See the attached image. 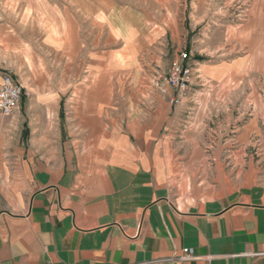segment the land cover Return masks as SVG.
Wrapping results in <instances>:
<instances>
[{"label":"crops","instance_id":"0c3cea01","mask_svg":"<svg viewBox=\"0 0 264 264\" xmlns=\"http://www.w3.org/2000/svg\"><path fill=\"white\" fill-rule=\"evenodd\" d=\"M66 1L29 13L63 16L54 60L40 59L57 66L33 72L16 110L0 114V264H264V135L165 134V99L139 115L98 99L79 68L81 31L114 4ZM239 1L246 17L227 19L228 0H207L216 21L187 62L193 100L230 84L264 95V0ZM128 43L131 60L139 44ZM31 48L19 24L0 21V85L29 69ZM243 105L264 124L262 99ZM184 248L194 257L168 260Z\"/></svg>","mask_w":264,"mask_h":264},{"label":"rangeland","instance_id":"374dc122","mask_svg":"<svg viewBox=\"0 0 264 264\" xmlns=\"http://www.w3.org/2000/svg\"><path fill=\"white\" fill-rule=\"evenodd\" d=\"M109 1L114 4L115 12L105 10L94 20L85 17L81 31L84 46L83 62L79 68L83 71L86 86L102 87L104 93L97 98H107V102L112 99L111 104L116 102L122 111L130 109L135 115L151 113L150 105L157 102L159 97L165 99L167 108L164 116L167 120L162 128L165 134H208L212 137L228 134L235 138L244 127V136L264 135V124L253 120L252 110L246 105L242 106V103L262 99L264 107V95L261 98L252 96L248 87L230 89L236 87L230 84V90H221L219 94L207 89L200 90L196 100H193L191 93L182 104L173 106L153 85L154 77L164 73L182 50H191L188 62L196 52L207 51L202 39L207 34V23L214 25L212 19L216 21L214 16H207V0ZM225 1L212 0V5L224 6ZM63 5H68L66 0H0V10L3 12L0 21L7 18L19 24L32 45L30 55L26 56L27 66L29 64L27 71V67L22 71H5L22 82L25 91H30L28 77L33 72H43L52 69V66L56 69L57 64L43 63L40 59L54 60L51 47L59 44L60 32L65 28L59 22L63 18L61 15L29 13L31 10L39 12L44 7ZM227 6L231 7L227 19L246 17V3L228 0ZM5 12H11V15L7 16ZM105 16L111 17L115 24ZM45 34L53 37L44 40L42 37ZM133 41L139 44V49L130 60L128 42ZM132 49L135 48L132 46ZM72 66L76 67L74 64ZM261 111L256 113L264 114V108ZM173 119H176V127L171 125ZM193 119L199 121L195 123ZM249 138L255 144L256 139ZM252 143L251 150L254 147ZM258 159L253 155L251 160Z\"/></svg>","mask_w":264,"mask_h":264},{"label":"built area","instance_id":"2783aa9c","mask_svg":"<svg viewBox=\"0 0 264 264\" xmlns=\"http://www.w3.org/2000/svg\"><path fill=\"white\" fill-rule=\"evenodd\" d=\"M191 50L180 52L164 73L154 77L153 85L161 95L167 97L173 106H178L188 99L192 92V69L188 65ZM25 95V86L10 72L3 73L0 85V114L11 115ZM193 250L184 248L182 254H172L168 260H187L193 258Z\"/></svg>","mask_w":264,"mask_h":264}]
</instances>
